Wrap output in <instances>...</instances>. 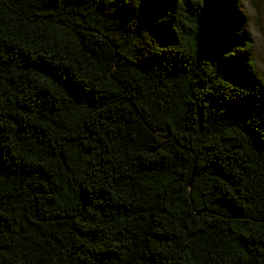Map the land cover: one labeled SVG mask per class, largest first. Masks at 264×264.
<instances>
[{"label": "trees", "instance_id": "trees-1", "mask_svg": "<svg viewBox=\"0 0 264 264\" xmlns=\"http://www.w3.org/2000/svg\"><path fill=\"white\" fill-rule=\"evenodd\" d=\"M248 21L242 0H0V264H264Z\"/></svg>", "mask_w": 264, "mask_h": 264}, {"label": "rangeland", "instance_id": "rangeland-1", "mask_svg": "<svg viewBox=\"0 0 264 264\" xmlns=\"http://www.w3.org/2000/svg\"><path fill=\"white\" fill-rule=\"evenodd\" d=\"M242 11L248 16L247 30L253 42L254 63L264 76V5L262 0H242Z\"/></svg>", "mask_w": 264, "mask_h": 264}]
</instances>
